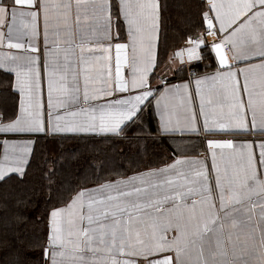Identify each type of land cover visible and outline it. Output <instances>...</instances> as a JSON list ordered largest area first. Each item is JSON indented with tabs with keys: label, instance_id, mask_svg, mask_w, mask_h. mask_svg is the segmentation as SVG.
Returning <instances> with one entry per match:
<instances>
[{
	"label": "snow or ice",
	"instance_id": "1",
	"mask_svg": "<svg viewBox=\"0 0 264 264\" xmlns=\"http://www.w3.org/2000/svg\"><path fill=\"white\" fill-rule=\"evenodd\" d=\"M184 7L169 44L168 0H0V78L18 96L0 110L12 264H264V0ZM90 135L169 150L73 183L47 141Z\"/></svg>",
	"mask_w": 264,
	"mask_h": 264
},
{
	"label": "trees",
	"instance_id": "2",
	"mask_svg": "<svg viewBox=\"0 0 264 264\" xmlns=\"http://www.w3.org/2000/svg\"><path fill=\"white\" fill-rule=\"evenodd\" d=\"M169 9L167 14L169 16L175 15L173 13V0H168ZM184 12V9H180ZM181 14V13H180ZM168 25V43L172 41V37L176 34V30L183 28L185 25H177V29L174 30L173 27ZM173 29L174 33H172ZM164 40V37H163ZM163 40L159 46V52L163 51ZM171 44V43H169ZM51 149H54L57 155L64 157V171L66 178L73 183H76V178L82 173H91L94 170L101 174H107L108 172H118L128 170L130 164L133 161L139 162L142 167L146 164H159L164 159L159 158V146L152 145V142L148 141L145 144L146 151L141 152L139 147L137 151H134V147L139 143H124L120 141L113 140H63L62 148L60 147L58 141L52 145L48 142ZM158 157V158H157ZM158 159L159 161H152ZM34 162L33 168L30 170L29 174V186L36 185L39 195L35 197L37 208L35 211H29V216L38 217L40 211L44 207L45 195L43 191L39 189L41 185L40 171ZM110 170V171H109ZM13 202L10 201L9 205ZM0 215L3 216V209H0ZM11 215H9V220ZM13 225L5 223L0 219V264H12V261L16 255V248L21 247L16 243V237L13 235ZM38 231V228L29 224L28 232L34 233ZM33 259H35L38 253H28Z\"/></svg>",
	"mask_w": 264,
	"mask_h": 264
},
{
	"label": "crops",
	"instance_id": "3",
	"mask_svg": "<svg viewBox=\"0 0 264 264\" xmlns=\"http://www.w3.org/2000/svg\"><path fill=\"white\" fill-rule=\"evenodd\" d=\"M185 3H186V0H173V8H172L173 11L172 12L175 13V15L169 16L167 14L169 17L168 25H171L170 27H173L174 30L177 29V27H178L177 25L183 26L186 23L185 18L187 15V10L184 7ZM180 9H184V12H181ZM173 29H171L172 33H174ZM162 40H163V35L161 36V42H162ZM169 43H172V41H169ZM159 46H158V50H159ZM209 63H211V61L205 60L203 63H200V66L198 68H196L195 71L198 74H203L206 71H208V72L212 71L213 69L205 67V65L209 64ZM126 73H127V70H126ZM180 76H183L184 80H186V76L182 73L177 74V73L173 72V74L170 77L173 78L174 80L179 81V83H182L183 80L178 78ZM17 102H18V96L16 94L12 93L6 87V84L4 83L3 78H0V110L11 111L17 106ZM45 102H46V85H45ZM149 124H150V126L154 127L155 126V119L152 117H149ZM237 139H242V137H237ZM63 140H104V141H106V140H110V139L105 138V137L90 135V136H68L67 138H64ZM117 141H120V140H117ZM48 142H50L52 145H54L55 142H57V140L50 138L48 140ZM122 142H124V141H122ZM150 142H152V145L153 144L156 145L157 148L159 146L160 150H159L158 157L159 158L162 157V159H165L167 156V151L169 150L168 143L161 144L159 141H150ZM124 143H126V142H124ZM133 147L135 149L134 151H137L138 147H139L141 152L146 151L145 144H138V145L133 146ZM200 150L203 151L202 148ZM152 161H159V160L155 159ZM161 163L162 162H160L159 164H161ZM159 164L150 163L149 165L157 166ZM140 166L142 167V165H140ZM128 172H129V174H131V168L130 167H128Z\"/></svg>",
	"mask_w": 264,
	"mask_h": 264
},
{
	"label": "built area",
	"instance_id": "4",
	"mask_svg": "<svg viewBox=\"0 0 264 264\" xmlns=\"http://www.w3.org/2000/svg\"><path fill=\"white\" fill-rule=\"evenodd\" d=\"M211 42H212V41H211V38H209L208 43H211ZM170 79L172 80L173 83H177V84H179V81L174 80V79L171 78V77H170ZM186 79H187V76H186Z\"/></svg>",
	"mask_w": 264,
	"mask_h": 264
}]
</instances>
